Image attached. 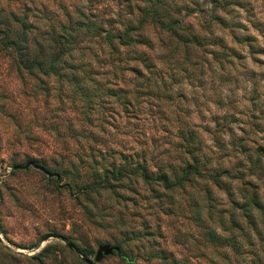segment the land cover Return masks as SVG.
<instances>
[{
  "label": "rangeland",
  "instance_id": "1",
  "mask_svg": "<svg viewBox=\"0 0 264 264\" xmlns=\"http://www.w3.org/2000/svg\"><path fill=\"white\" fill-rule=\"evenodd\" d=\"M0 264H264V0H0Z\"/></svg>",
  "mask_w": 264,
  "mask_h": 264
},
{
  "label": "trees",
  "instance_id": "2",
  "mask_svg": "<svg viewBox=\"0 0 264 264\" xmlns=\"http://www.w3.org/2000/svg\"><path fill=\"white\" fill-rule=\"evenodd\" d=\"M153 14L155 15L156 12L154 11ZM2 35L3 37L1 38V43L4 46V49L8 47L14 49L15 56H17L15 59L17 64L20 62L19 64L22 67H34L37 69L41 68L42 62L39 61L37 58H33L30 60L29 50L27 48V39L25 38V32L22 31L17 40L9 39L10 35L6 29L3 31ZM64 51L66 50H61L59 54ZM67 51H69V49H67ZM59 54L55 53V57L51 60L48 65L49 70H53V67L55 66V63L53 61L58 58ZM194 170L195 169H192L191 167L184 168L181 170V173L179 175L174 174L172 180H170V178H168V176L163 171L161 173H157L156 178L153 177L152 180L160 182L165 189H168L172 188L173 185H179L183 181H186L188 179L189 173H194ZM139 177L144 181L151 180V178H149V172L144 166L140 168Z\"/></svg>",
  "mask_w": 264,
  "mask_h": 264
},
{
  "label": "water",
  "instance_id": "3",
  "mask_svg": "<svg viewBox=\"0 0 264 264\" xmlns=\"http://www.w3.org/2000/svg\"><path fill=\"white\" fill-rule=\"evenodd\" d=\"M31 163H26L24 166H22L23 168H26L28 165H30ZM17 168V167H16ZM112 250H118L117 246H111L108 244H101L98 245L95 254H94V261H99L102 256L110 254L112 252Z\"/></svg>",
  "mask_w": 264,
  "mask_h": 264
}]
</instances>
